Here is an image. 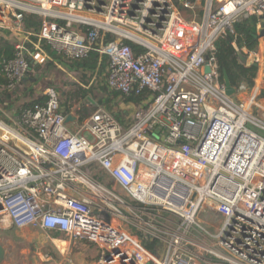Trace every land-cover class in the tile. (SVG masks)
Wrapping results in <instances>:
<instances>
[{"label":"built area","instance_id":"obj_1","mask_svg":"<svg viewBox=\"0 0 264 264\" xmlns=\"http://www.w3.org/2000/svg\"><path fill=\"white\" fill-rule=\"evenodd\" d=\"M25 13L38 32L24 30ZM249 15L260 30L264 0H207L199 21L173 0H0V32L19 36L0 63L8 90L29 59L46 61L43 40L66 58L107 56L110 89L150 92L125 126L103 108L66 122L53 87L14 128L0 122V225L87 240L96 264H264V62L261 86L241 82L229 97L214 56Z\"/></svg>","mask_w":264,"mask_h":264},{"label":"trees","instance_id":"obj_2","mask_svg":"<svg viewBox=\"0 0 264 264\" xmlns=\"http://www.w3.org/2000/svg\"><path fill=\"white\" fill-rule=\"evenodd\" d=\"M259 17L257 15H249L247 18L233 23V33L226 31L214 42L215 46V62L217 66V81L223 84L222 73L225 70L229 76L230 82L237 87L239 83L244 82L248 87L254 86V80L257 75L258 67L246 63H241L237 52L245 48L248 51H255L258 48L260 38L264 41V26L259 30L257 23ZM40 19L35 13H25L23 18V27L25 31L38 32L40 27ZM13 37L14 42L10 39ZM19 36L12 34L9 30L0 32V63L4 60H9L14 57V43L18 41ZM111 39V35L105 36V41ZM33 42H37L36 37H32ZM235 42L236 47L233 45ZM125 43L130 45L135 52L143 50V48L130 40H125ZM30 50L34 49L33 43H26ZM41 48L46 53L47 67L59 63L69 71L79 75V81L73 91L65 93L66 99L63 103L60 99V106L65 113H69L73 105L78 102V113L80 119H84L90 112L98 109L101 106L109 112L122 125H128L132 119L129 113V105L136 108L141 103L148 100L150 92L142 89L138 93L132 90L128 94H123L119 91L110 89L107 84L109 59L105 55H99L96 50H92L86 57L82 58H66L63 55L56 53L45 41H39ZM56 62V63H55ZM29 71L27 77H33L39 73L42 64L32 62L29 59ZM7 80L1 72L0 66V91H10L6 88ZM14 91V90H11ZM264 94V91H263ZM88 97L94 99L95 105L86 107L82 102L88 100ZM44 97H39L31 101L23 103L18 111L19 117L21 112L38 101H43ZM151 247V244H147Z\"/></svg>","mask_w":264,"mask_h":264},{"label":"rangeland","instance_id":"obj_3","mask_svg":"<svg viewBox=\"0 0 264 264\" xmlns=\"http://www.w3.org/2000/svg\"><path fill=\"white\" fill-rule=\"evenodd\" d=\"M185 16L187 15L185 14ZM10 41L14 42L13 37ZM255 51H257L256 54L248 53V60L256 61V63L261 65L264 62V45H260L259 43ZM35 77L37 79L25 76L21 83L13 89L14 91H0V122L4 125L14 128L13 120L18 117L17 111L19 107L26 101L41 97L48 87L55 88L59 94V98L64 103L66 99L65 93L73 91L79 81V75L59 65V63L52 67H47L46 63H43L42 68H40L39 73ZM88 100V102L84 100L87 105H95L94 99L88 97ZM75 105L80 106L78 102ZM97 108L102 107L98 106ZM128 109L131 115L133 109ZM116 189L120 194L125 196L122 189ZM120 223L125 230L136 233L135 228L128 223L122 220ZM59 240H67V238L63 233L49 232L41 228H16L11 225L7 227L0 225V244L5 251L4 258L0 264H55L54 262H59L63 257V254H61L62 248L68 246V244H61ZM73 246L67 251L73 264H93L96 262L93 258L89 259L84 251L92 248L88 251L93 256L98 255L99 251L97 247H93L90 243L86 242H78V249ZM82 246L84 251L83 249L81 250ZM65 252L63 251L64 254Z\"/></svg>","mask_w":264,"mask_h":264},{"label":"crops","instance_id":"obj_4","mask_svg":"<svg viewBox=\"0 0 264 264\" xmlns=\"http://www.w3.org/2000/svg\"><path fill=\"white\" fill-rule=\"evenodd\" d=\"M182 1L183 0H173V2H174V4L179 8V10H180V12H181V14H182V16L186 19V20H194V21H199V20H201V19H203V17H204V15H205V12H206V5H207V0H191L192 2H193V5H194V9L193 10H189V9H187V8H184L183 6H182ZM185 14L187 15V16H185ZM28 43V42H27ZM259 43H260V45H264V41H263V39L262 38H260V40H259ZM259 46V45H258ZM257 74H259V68H258V71H257ZM256 77H257V75H256ZM256 80L258 81V83L260 82V85L259 86H261V78H255V80H254V85H255V83H256ZM252 88V87H251ZM237 96H239V97H242L241 95H237ZM89 101V100H88ZM87 101V102H88ZM82 104H84L86 107H89V105H87V103H85V101H83L82 102ZM128 108H131V110L133 109L134 110V106L133 105H129V107ZM78 109H79V106H77V105H73V107H72V109L70 110V113L72 114V116L74 117L73 118V120L74 119H76L75 117H78V119H80V115H79V113H78ZM91 113V112H90ZM89 113V114H90ZM88 114V115H89ZM132 114H133V111H132ZM131 114V115H132ZM73 120H71V121H73ZM73 128V127H72ZM47 231H49V232H54V233H60V232H58V231H53V230H47ZM64 235V234H63ZM60 241V243L61 244H68V246H64L63 248H62V251H61V254H63V257L59 260V262H54L55 264H73L72 263V261H71V259L69 258V256H68V250L70 249V247L72 246V245H74L73 247H75V248H77L78 249V247H77V243L79 242H86V243H90L93 247L95 246V247H97L96 245H94L93 243H91V242H89V241H87V240H83V239H79V240H76V241H74V242H71V243H69L68 242V240H59ZM83 249V246L81 247V250ZM85 249H86V247H85ZM92 248H88V250H91ZM84 251V249H83V251L84 252H86V256L89 258V259H95L94 261H96V259H97V254L96 255H94L93 256V254L91 253V252H89V251ZM97 250H98V248H97ZM63 251L65 252V254L63 253ZM68 256V257H67ZM90 264H92V263H90ZM93 264H96V262H94Z\"/></svg>","mask_w":264,"mask_h":264},{"label":"water","instance_id":"obj_5","mask_svg":"<svg viewBox=\"0 0 264 264\" xmlns=\"http://www.w3.org/2000/svg\"><path fill=\"white\" fill-rule=\"evenodd\" d=\"M237 54H238V57L240 59V62L241 63H246V55L243 52H241V51H238ZM252 65L258 67V63H256V62H253ZM209 70H210L209 66L206 65L205 66V71L208 72ZM222 77H223V84H224L225 94L227 96H229V97L234 96L236 94V88H235V86H233L231 84L229 76H228V74H227V72L225 70L222 73ZM73 118L74 117L71 114H68L66 116V122H70L71 120H73ZM4 254H5L4 248L0 244V263L2 262V260L4 258Z\"/></svg>","mask_w":264,"mask_h":264}]
</instances>
